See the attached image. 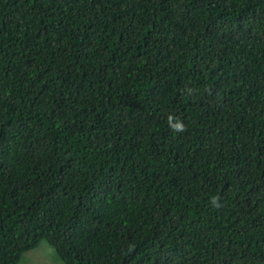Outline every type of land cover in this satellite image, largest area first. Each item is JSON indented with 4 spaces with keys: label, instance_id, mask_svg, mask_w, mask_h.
<instances>
[{
    "label": "trees",
    "instance_id": "trees-1",
    "mask_svg": "<svg viewBox=\"0 0 264 264\" xmlns=\"http://www.w3.org/2000/svg\"><path fill=\"white\" fill-rule=\"evenodd\" d=\"M42 241L264 264V0H0V264Z\"/></svg>",
    "mask_w": 264,
    "mask_h": 264
},
{
    "label": "rangeland",
    "instance_id": "rangeland-1",
    "mask_svg": "<svg viewBox=\"0 0 264 264\" xmlns=\"http://www.w3.org/2000/svg\"><path fill=\"white\" fill-rule=\"evenodd\" d=\"M30 252H26L18 264H64L60 261L55 249L45 241Z\"/></svg>",
    "mask_w": 264,
    "mask_h": 264
},
{
    "label": "clouds",
    "instance_id": "clouds-1",
    "mask_svg": "<svg viewBox=\"0 0 264 264\" xmlns=\"http://www.w3.org/2000/svg\"><path fill=\"white\" fill-rule=\"evenodd\" d=\"M169 126L174 132H183L185 130V125L182 121H175L173 122V117L169 116L168 118Z\"/></svg>",
    "mask_w": 264,
    "mask_h": 264
}]
</instances>
